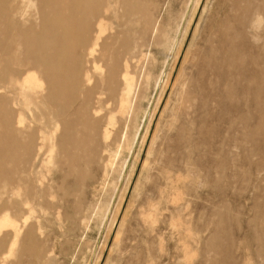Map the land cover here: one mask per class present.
<instances>
[{
  "label": "rangeland",
  "instance_id": "obj_1",
  "mask_svg": "<svg viewBox=\"0 0 264 264\" xmlns=\"http://www.w3.org/2000/svg\"><path fill=\"white\" fill-rule=\"evenodd\" d=\"M27 1L23 36L47 16L69 23L58 9L65 0ZM86 8L89 34L100 21L105 30L87 60L98 61L88 89L92 109L102 107L89 111L98 124L80 129L85 146L70 155L56 136L36 133L24 187L34 198L16 212L19 231L0 232V241L9 233L0 264H264V0ZM23 60L6 62L24 69ZM30 74L43 80L32 67L0 81L13 113L0 128L18 130L20 117L40 125ZM83 84L65 95L77 100L74 117ZM26 152L4 162L18 180Z\"/></svg>",
  "mask_w": 264,
  "mask_h": 264
},
{
  "label": "bare ground",
  "instance_id": "obj_2",
  "mask_svg": "<svg viewBox=\"0 0 264 264\" xmlns=\"http://www.w3.org/2000/svg\"><path fill=\"white\" fill-rule=\"evenodd\" d=\"M0 1L2 3L0 5V19L5 18L8 25L7 28L2 29L3 26L0 23V81L12 72L15 75H20L24 70L32 67L39 68L43 78L39 82L33 74H30L25 77L24 81L25 84L34 83V86H37L38 98L34 104L33 111L35 114L32 119L38 121L40 125L35 124L30 128V125H26L24 122L25 118L20 117L18 130L10 127L0 128V232L8 227H12L16 232L19 231L17 210H23V204L29 203L28 201L34 198L33 193H31L32 190L26 188L24 190V187L26 185L27 167L30 163L29 158H31L29 153L32 152L31 146L36 133L43 135L51 133V137L56 136L61 141L60 144L56 145L57 151L70 155L74 153L75 148L85 146L81 139L80 129L85 128L90 133L98 124L97 119L89 117V111L92 110L93 114L100 112L102 109L100 101L98 108L94 110L88 100L89 83L96 76L98 61L94 59L89 66L87 60L89 56H94L97 52L99 39L105 30L102 26L103 22L100 21L96 24V32L92 36L88 32V22L94 17V14L89 12L86 6L92 0H65L59 2L58 9L61 14L68 15L69 23L62 24L58 17L47 16L38 25L37 33L25 37L22 34L24 31L21 25L27 16L24 7L29 4L26 5L25 0H22L20 4L15 2V5L14 2L8 0ZM45 1L52 2V0ZM130 3L132 4V1ZM109 8L110 3L105 8L104 15ZM13 31L17 32L16 44L6 41ZM48 42L50 45H47ZM12 46L18 48L13 49ZM13 56L15 59L23 56L24 69H10L6 61L10 63V60L14 59ZM80 82H85L83 85L87 89L83 94L84 98L76 108L77 116L74 117L70 111L77 104V100L67 101L65 95L66 93H73L76 84ZM22 86L24 87V84ZM6 106L5 99L0 95V127L13 120L12 110ZM45 136L41 135L39 138L43 141ZM54 147L55 145L52 146L51 152L54 151ZM93 148L94 145L90 143L85 152H89ZM24 149L28 153L20 155L23 167L18 180L15 177L14 168L4 164V162L8 159H14L17 156V151H24ZM40 151L39 144L35 156L38 157ZM78 176L81 179L84 178L82 173H79ZM30 181L32 182V179L27 180L28 183ZM7 185L9 186L7 187ZM27 214L23 216V223L28 220ZM8 235L9 233H6L1 238L0 258Z\"/></svg>",
  "mask_w": 264,
  "mask_h": 264
}]
</instances>
